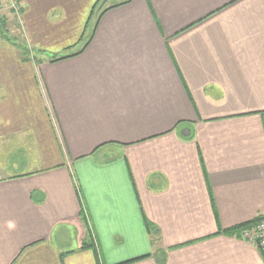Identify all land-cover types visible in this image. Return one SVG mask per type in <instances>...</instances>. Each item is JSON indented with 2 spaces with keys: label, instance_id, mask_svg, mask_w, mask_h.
Segmentation results:
<instances>
[{
  "label": "crops",
  "instance_id": "0c3cea01",
  "mask_svg": "<svg viewBox=\"0 0 264 264\" xmlns=\"http://www.w3.org/2000/svg\"><path fill=\"white\" fill-rule=\"evenodd\" d=\"M17 1L33 59L8 22L0 264H264L223 232L264 213V0H130L53 63L90 0Z\"/></svg>",
  "mask_w": 264,
  "mask_h": 264
},
{
  "label": "trees",
  "instance_id": "16d2710c",
  "mask_svg": "<svg viewBox=\"0 0 264 264\" xmlns=\"http://www.w3.org/2000/svg\"><path fill=\"white\" fill-rule=\"evenodd\" d=\"M17 1V0H15ZM101 0H99L95 7L99 4ZM130 0H122L120 2H116V3H110L109 5H107L106 7H104L95 17L92 25H91V28H90V32H89V36H86L83 34V36L81 37V40L80 41H83V44L80 48H78L76 51L72 52V53H68L67 54V51H69L70 49H72V47H68L65 49V53L61 56H50L49 57V62L53 63V62H58V61H61V60H65L67 58H71V57H74V56H77L79 55L80 53L83 52V50L85 49V47L89 44V42L91 41L92 39V36H93V33L95 31V28H96V25L100 19V17L108 10L114 8V7H118V6H121V5H125L127 3H129ZM95 7L93 9H95ZM20 11H21V8H20ZM91 18V17H90ZM89 18V20H90ZM89 20L87 22V25L89 24ZM8 23V19L7 18H4L2 15H0V35L1 37L5 40L6 37L9 36L8 34V30L6 29V25ZM87 27V26H86ZM21 29H22V26H21ZM86 30V28H85ZM86 32V31H85ZM86 34V33H85ZM17 43H16V46H17V49L20 51V54L21 56L23 57V60L27 61L28 59V56H31V49L28 47V45H26L27 42H25V38H24V32H23V29L22 31L19 30V33L17 35ZM13 39V37L10 36V38H8L9 41H11ZM7 40V41H8ZM24 40V41H23ZM32 58V57H31ZM33 59V58H32ZM81 218H82V215H81ZM262 217L259 216L257 217L256 219L252 220L251 222H248V223H244V224H240V225H237V226H234V227H231V228H228L226 230H224L223 232L226 233V234H236V235H239L240 231L248 226H250L251 224L253 225L254 223L258 222L259 220H261ZM147 229L149 231V233H152V230L153 228L152 227H149L147 225ZM86 248H90L94 251V244H93V241L91 239V237L89 236V239H88V243L84 244L82 246V249H86ZM136 260V259H135ZM134 261V260H132ZM128 263V262H126ZM125 264V263H124Z\"/></svg>",
  "mask_w": 264,
  "mask_h": 264
},
{
  "label": "rangeland",
  "instance_id": "374dc122",
  "mask_svg": "<svg viewBox=\"0 0 264 264\" xmlns=\"http://www.w3.org/2000/svg\"><path fill=\"white\" fill-rule=\"evenodd\" d=\"M15 1V0H14ZM102 1V0H101ZM100 1V2H101ZM120 1H122V0H107L104 4H103V6L102 7H100L99 8V6H100V2H99V4L95 7V9H93L92 10V7H93V5H94V3H95V0H90L89 2H88V4H90L89 6H88V9H87V11H85V16H84V18H83V20H85L86 19V21H85V23H84V26H83V30H84V27H85V25H86V22H87V20L89 19V17H91L90 18V20H89V24L87 25V27H86V36L89 34V32H90V28H91V25H92V23H93V21H94V19H95V17H96V14H98L104 7H106L107 5H109L110 3H116V2H120ZM16 2H18V1H16ZM19 3V2H18ZM20 6V5H19ZM0 15H2L4 18H7L8 19V22L10 23V25H12L13 27H14V30L16 31V33H18V31L20 30V31H22V29H21V25H22V23H21V21H20V11L16 14V13H14V11L13 10H11L10 9V7H9V2H8V4H7V1L6 0H4V2H2L1 3V8H0ZM18 35V34H17ZM24 41V40H23ZM26 42V41H25ZM26 45H28L27 43H26ZM29 47V46H28ZM32 52V51H31ZM34 55H36V53L34 52ZM26 62H28V63H31L32 62V58H31V56H28V59H27V61Z\"/></svg>",
  "mask_w": 264,
  "mask_h": 264
},
{
  "label": "built area",
  "instance_id": "2783aa9c",
  "mask_svg": "<svg viewBox=\"0 0 264 264\" xmlns=\"http://www.w3.org/2000/svg\"><path fill=\"white\" fill-rule=\"evenodd\" d=\"M7 4L9 2V7L14 13H18L20 11L19 3L14 0H6ZM4 0H0V8L1 3ZM262 219L253 225L243 229L241 231V236L244 240L253 244L260 252L262 257L264 258V213L261 215Z\"/></svg>",
  "mask_w": 264,
  "mask_h": 264
},
{
  "label": "water",
  "instance_id": "95a60500",
  "mask_svg": "<svg viewBox=\"0 0 264 264\" xmlns=\"http://www.w3.org/2000/svg\"><path fill=\"white\" fill-rule=\"evenodd\" d=\"M106 1H107V0H102V1L100 2V6H99V8L102 7L103 4H104ZM96 15H97V14H96Z\"/></svg>",
  "mask_w": 264,
  "mask_h": 264
}]
</instances>
